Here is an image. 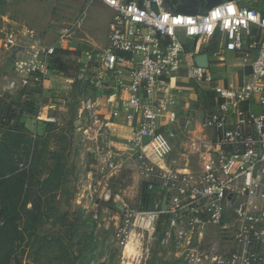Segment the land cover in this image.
<instances>
[{
    "label": "built area",
    "instance_id": "1",
    "mask_svg": "<svg viewBox=\"0 0 264 264\" xmlns=\"http://www.w3.org/2000/svg\"><path fill=\"white\" fill-rule=\"evenodd\" d=\"M99 1L113 12L108 43L83 53L73 79L87 91L78 109L87 121L86 153L98 171L131 174L149 200L155 198L151 208L142 207L141 195L140 203L122 208L116 238L123 260L137 264L157 246L163 264H264V5L227 1L186 15L168 0ZM215 38L219 45L207 54V68L187 64L186 57L194 60ZM190 41L194 51L187 52ZM71 43L62 34L45 45L30 29L4 40L9 53L21 49L14 66L22 82L35 77L43 88L57 72L54 56L73 51ZM226 54L240 56L238 65H225ZM212 67L225 70L222 80ZM182 74L212 93L213 107L184 114L175 100L158 99ZM15 86L10 81L7 89ZM123 91L126 112L114 106ZM122 116L130 129L125 142L116 127ZM175 126L189 135L186 151L194 164L178 168L165 159L164 134L175 137ZM110 197L107 188L103 199Z\"/></svg>",
    "mask_w": 264,
    "mask_h": 264
},
{
    "label": "rangeland",
    "instance_id": "2",
    "mask_svg": "<svg viewBox=\"0 0 264 264\" xmlns=\"http://www.w3.org/2000/svg\"><path fill=\"white\" fill-rule=\"evenodd\" d=\"M112 17L99 0H0V264H126L116 238L122 208L140 203V195L143 208L154 205L138 178L124 173L109 177L86 153L87 121L78 109L87 91L73 79L84 52L107 46ZM23 29L45 34L46 44L62 34L71 38L74 50L64 56L63 66L56 65L47 88L35 77L22 82L4 45L7 35ZM181 40L189 41L183 35ZM189 46L193 49V43ZM225 75L219 70L218 80ZM10 81L16 86L9 90ZM182 81L187 88L176 97L184 96V112L192 103L202 108L201 94L209 91ZM121 107L127 111L128 103ZM172 134H164L168 164H194L186 151L189 135L177 127ZM107 188L109 201L103 199ZM161 256L162 250L153 246L147 259L134 263L163 264Z\"/></svg>",
    "mask_w": 264,
    "mask_h": 264
},
{
    "label": "crops",
    "instance_id": "3",
    "mask_svg": "<svg viewBox=\"0 0 264 264\" xmlns=\"http://www.w3.org/2000/svg\"><path fill=\"white\" fill-rule=\"evenodd\" d=\"M245 0H238L237 2L239 3V4H243V2H244ZM111 20L112 19H110V21H109V24H110V22H111ZM31 30V29H30ZM35 31V30H34ZM36 32V31H35ZM109 32V31H108ZM37 33V32H36ZM37 34H39V33H37ZM39 37H41L42 38V41L45 43V45H46V42H45V40H46V38H48L47 36H45V34H43V33H41V34H39ZM108 37V36H107ZM216 39V41H218V39L217 38H215ZM50 41V40H49ZM190 43H192V42H190ZM211 43H212V41L211 42H209V45H208V48H206V50L204 49V52L203 53H199L197 56H199V55H203V54H210V52L212 51V50H215V49H212V50H210L209 49V47L211 46ZM218 45H219V41H218ZM71 47H72V49L74 50V47L72 46V43H71ZM217 49V48H216ZM194 51L193 49H190V46H188L187 47V52H190V51ZM68 52H72V51H68ZM197 56H196V58H197ZM225 60H226V62H225V65H231V64H229L228 63V59H232V60H234V64L235 65H238V63H239V61H240V56L237 58V57H235L233 54H226L225 56ZM196 58L193 60V59H191L189 56L188 57H186V62H187V64H193V63H195L196 64ZM221 71V70H223V68H221V67H218V68H216L215 69V71ZM216 76H217V74H216ZM182 80H185L186 82H188V80L184 77V74H182L181 75V77H179V78H177L176 79V81H173V84H172V89H171V91H170V94L169 95H160V96H157L158 97V99L159 100H164V99H166L167 97H168V99L170 98L171 100H175L176 102H178V104H179V106L181 107L180 108V110H182V112L185 114L186 112H184V110H185V106H187V104L185 105V103L183 102V100L182 99H184L183 97H182V94H180L179 95V99H178V97H176V96H178V94H179V92L181 91L182 92V90L181 89H183V88H187V87H183V85H181V83L183 82ZM108 92L109 93H106V95H112V94H114V89L113 88H110L109 90H108ZM119 96H120V98H118L116 101H115V103H114V106H115V108L116 109H119V110H121L122 112H123V110H122V104L124 103V102H126V99H127V97H128V94H127V92L126 91H123V92H121V93H119ZM118 96V97H119ZM181 97V98H180ZM180 99H181V101H180ZM186 99V98H185ZM186 102H188V103H190V101H189V99H187V101ZM194 105L195 104H191V106H190V108L189 109H193V108H195V109H197L196 107H194ZM126 112V111H125ZM127 124L125 123V120H124V117L122 116L119 120H117V128H118V134L121 136H123L124 137V135H127L128 136V133H129V128L126 126ZM176 127V126H175ZM172 130H174V128L172 129ZM126 131H128V133H126ZM119 136V137H120ZM153 155H154V158L155 159H157L158 161H160L161 163H162V161L161 160H159V158H157L156 156H155V154L154 153H152Z\"/></svg>",
    "mask_w": 264,
    "mask_h": 264
},
{
    "label": "water",
    "instance_id": "4",
    "mask_svg": "<svg viewBox=\"0 0 264 264\" xmlns=\"http://www.w3.org/2000/svg\"><path fill=\"white\" fill-rule=\"evenodd\" d=\"M172 9L175 12H179L186 15H198L207 13L209 10L214 8L215 6L230 1H238V0H168ZM21 54V49L17 48L13 52H11L10 56L14 60H18ZM196 64L207 68L208 67V56L206 54L199 55L196 58ZM163 208H165V203L163 204Z\"/></svg>",
    "mask_w": 264,
    "mask_h": 264
},
{
    "label": "trees",
    "instance_id": "5",
    "mask_svg": "<svg viewBox=\"0 0 264 264\" xmlns=\"http://www.w3.org/2000/svg\"><path fill=\"white\" fill-rule=\"evenodd\" d=\"M239 4V3H238ZM241 6H247V7H250V8H260L264 5V0H261V2H258V1H253L252 0H248L246 3L243 2V4H239ZM218 47V41H216V39H214L211 43V46L209 47L210 50L212 49H216ZM71 52H68V51H58L56 53V55L54 56V62L52 64V67L53 69H56V65L58 66H63V61H64V56L67 55V54H70ZM39 81V80H38ZM40 82V81H39ZM41 83V82H40ZM109 93V92H107ZM201 98H202V101L204 102V106L203 108H211L214 106L215 104V99L213 98V95L211 92H209V94L207 96H205L203 93L201 94ZM159 133V132H158ZM4 217V213L0 207V221L1 219ZM8 218V217H7ZM6 218V219H7ZM16 264H20L19 262H17Z\"/></svg>",
    "mask_w": 264,
    "mask_h": 264
},
{
    "label": "bare ground",
    "instance_id": "6",
    "mask_svg": "<svg viewBox=\"0 0 264 264\" xmlns=\"http://www.w3.org/2000/svg\"><path fill=\"white\" fill-rule=\"evenodd\" d=\"M151 156H152L153 160H155L157 163H160V164H161L160 161H158L157 159L154 158V155H153V154H151ZM159 160H161V159H159ZM161 161H162V160H161ZM162 162H163V161H162Z\"/></svg>",
    "mask_w": 264,
    "mask_h": 264
}]
</instances>
